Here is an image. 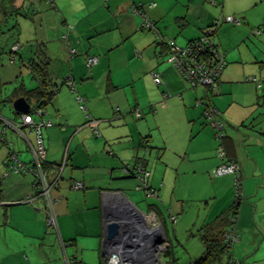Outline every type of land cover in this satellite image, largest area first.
<instances>
[{"label": "crops", "instance_id": "1", "mask_svg": "<svg viewBox=\"0 0 264 264\" xmlns=\"http://www.w3.org/2000/svg\"><path fill=\"white\" fill-rule=\"evenodd\" d=\"M1 4L0 26L5 28L0 34L15 36L11 46L19 42V51L28 49L24 55L30 81L25 76L17 80L20 67L11 68L10 78L17 83L2 98L0 116L21 122V112L12 103L38 86L30 63L44 59L47 87L55 90L43 114L53 122L41 130L45 159L57 163L66 154L67 164L50 189L56 233L47 227L44 198L35 197L33 173L16 172L5 161L13 152L16 164L30 163V144H35L36 135L31 127L21 126L23 138L0 120L5 129V141L0 140V264H68L66 258L70 264H105L104 216L122 209L128 213L130 232H138L132 224L140 219L150 229L162 226L168 246L164 224L178 220L183 207L167 203L165 176L156 163L149 170L147 154L193 155L205 175L224 161L236 162L243 197L230 211L236 200L233 174L209 180L219 191L214 192L212 206L223 200L214 215L228 216L231 226L226 229L235 228L239 235L230 247L236 261L264 264V0H5ZM136 10L145 13L158 32L144 28ZM227 15L239 23L224 22L215 29L216 47L226 61L219 84L215 89L193 88L167 62L166 45L157 34L185 46L217 17ZM18 52L11 62L17 56L22 60ZM87 56L97 57V62L87 66ZM152 73L159 74L160 84ZM68 77L74 89L65 82ZM79 95L85 98V109ZM35 102L30 100L32 106ZM210 105L218 109L226 128L222 139L205 117ZM92 122L98 133L91 129ZM219 148L226 158L218 154ZM140 163L149 171L147 188L157 190L146 209L140 198L147 194L124 170ZM74 181L82 182L83 188H73Z\"/></svg>", "mask_w": 264, "mask_h": 264}, {"label": "built area", "instance_id": "2", "mask_svg": "<svg viewBox=\"0 0 264 264\" xmlns=\"http://www.w3.org/2000/svg\"><path fill=\"white\" fill-rule=\"evenodd\" d=\"M52 3L53 0H47ZM106 1V0H105ZM150 6H154L155 3L151 2ZM135 12H139L136 10ZM142 16V25L146 29H155L154 22L148 18L142 11L139 12ZM213 22H226V23H239V19L233 15L219 16ZM158 41L162 42L167 47V62L175 66L178 72L181 74L183 79H185L191 87L197 86H209L211 89H215L219 84V77L225 65V59L221 52L217 49L215 45L214 38L211 36L209 31L203 33L200 37L190 41L185 46H179L175 43L172 38L168 36H162L157 34ZM20 43L16 42L11 46L12 55L10 60H15L16 52L19 51ZM97 62V57L87 56V66H91ZM152 77L155 83L160 84L161 79L158 73H152ZM253 81H257L256 78H251ZM71 88L74 89L73 80L68 77L65 81ZM167 93L163 94L165 98ZM78 101L81 103V107L85 109V98L83 96H78ZM46 113V109L40 105H33L29 112H21V122L19 124L5 119L0 116L3 124L9 125L14 130L21 132V126H29L36 133L35 144H30V149L33 155V160L31 163L27 164H16L17 156L13 152L10 157L5 161L7 164H11V168L16 172H32L35 176L34 186L39 190L40 195L45 200V207L43 208V213L45 216L47 227L50 231L58 232L57 217L54 211V200L50 195V189L59 181L61 173L67 164V155L63 157L60 164L52 165L50 168H44L45 162V148L43 145V139L41 130L43 127H49L53 125L50 119H44L43 114ZM205 115L209 120V123L216 129V136L221 138L225 135L223 123L219 119L220 112L215 108L209 106L207 108ZM136 116L140 117V112L136 111ZM38 117V118H36ZM91 129L96 131V125L94 122L91 123ZM5 129L0 127V140L5 141ZM25 137V135H23ZM26 138V137H25ZM218 154L226 158V154L222 148L218 149ZM134 169L130 170L127 166L124 167L125 172H130L139 180V188H147V177L149 171L140 163L136 164ZM214 174L217 176L225 174H233L234 176V186H235V202L238 203L243 197L242 192V182L239 175V166L236 162L228 160L220 164L215 170ZM73 188L81 189L83 188V183L80 181L73 182ZM149 189V188H148ZM150 194L156 195V190L150 188L148 190ZM32 200V198H29ZM226 244L232 246V244L239 239V235L236 233L235 228H230L225 235ZM167 245L161 243L157 246V257L159 253L167 250ZM113 248V249H112ZM139 248V247H138ZM109 249V250H108ZM105 253V264H162L156 260L154 255L151 254L150 250L145 246L140 249L139 252H135L133 255H126L120 249L110 246ZM159 252V253H158ZM134 255H138V259L135 261L131 259V256L135 258ZM65 261L69 263L66 258Z\"/></svg>", "mask_w": 264, "mask_h": 264}, {"label": "rangeland", "instance_id": "3", "mask_svg": "<svg viewBox=\"0 0 264 264\" xmlns=\"http://www.w3.org/2000/svg\"><path fill=\"white\" fill-rule=\"evenodd\" d=\"M4 1L0 0L1 5H3ZM2 27L5 28V26ZM2 27L0 26V29ZM13 37L15 36L12 35L8 38L0 34V109L3 104L1 103L2 98L7 95L6 91L9 93V90L17 83L16 79L10 78L13 72V69L11 71L12 67H20V76L17 77V80L25 76L24 79L27 82L30 81L27 78L28 75H26V60L28 58L24 55L28 49L24 53L18 52L23 61L18 56L16 62L10 61ZM31 57L33 58V55ZM224 131H226L225 126ZM214 133L216 135V129ZM190 156L192 158H189ZM190 156L186 154H152L150 157L147 154L145 157L143 155L150 162L149 170H151L155 163L162 170L159 173L165 176L164 189H166V195L164 197L167 203L171 201V205L177 207L182 205L183 207V212L180 214L178 220H174L173 222L169 220L164 224L165 235L168 237V249L160 253L162 264H172L173 259H175V263L177 264H188L191 260L202 256L206 251L205 240H212L215 236L220 235L221 229H226L230 223L228 216L216 218L214 215L217 211H220V207L223 204L221 198L215 202V204L218 203L215 207L212 206L214 192L218 191V189L217 185L209 182V180H216L224 175L217 176L208 171L207 173L205 172L206 176L201 172L199 166H196L197 161L193 158L195 156ZM137 189L144 191L148 196L146 197L142 194L140 198V203L146 209V204L154 201L150 196H156L157 190L156 195H153L148 191L150 188L143 189L139 188L138 185ZM206 203L209 205H206ZM209 211H211L210 215L207 217L208 220L205 221L207 218L204 215ZM173 216L176 219L177 216L175 214ZM232 252V249L224 252L221 258L213 264H253L249 259H245L246 261H236L233 258Z\"/></svg>", "mask_w": 264, "mask_h": 264}, {"label": "water", "instance_id": "4", "mask_svg": "<svg viewBox=\"0 0 264 264\" xmlns=\"http://www.w3.org/2000/svg\"><path fill=\"white\" fill-rule=\"evenodd\" d=\"M152 30H154L155 32H158L156 26H155V29H152ZM258 32H260V31L258 30ZM223 57H224V55H223ZM36 104H39V103L35 102L34 105H36ZM12 106H13V109L17 112H29L31 107H32L30 101L27 98H25L24 96H20V97L16 98L13 101ZM43 107L46 109V106H43ZM211 107H213V106H211ZM215 109L218 110L217 108H215ZM206 110L204 111V114H205ZM23 138H25V137L23 136ZM17 160H18V158H17ZM32 160H33V155H32ZM135 165L136 164L131 166L130 164H128L127 167L130 170H132V169H134L133 167ZM127 214H128L127 211L126 210L123 211V209L119 210V211L117 210V211L109 212V213L105 214V216H104V221H105L104 238H103L104 247L107 249L110 246H114V247L120 249L122 252H124L126 255H128L130 257V255H133L132 250L134 252H139L141 248L146 246L150 250L151 254L154 255L155 259L156 260L158 259V262L162 263L160 258H158L156 255L157 246L165 241V237L163 235L162 228H161L162 226L154 227V228L150 229L147 226H144L143 221L140 219L138 221V224H136V225L132 224L134 229H138V232L132 233L123 227V226H125V224H128L127 221H129V220H127ZM106 245H107V247H106ZM226 246H228V245L226 244ZM105 248H104V250H105L104 252L106 253ZM131 259H133V256H131Z\"/></svg>", "mask_w": 264, "mask_h": 264}, {"label": "trees", "instance_id": "5", "mask_svg": "<svg viewBox=\"0 0 264 264\" xmlns=\"http://www.w3.org/2000/svg\"><path fill=\"white\" fill-rule=\"evenodd\" d=\"M219 25H220V23L213 22L203 33H206L207 31H209L211 36L214 38L215 29ZM193 40H191V41H193ZM11 54H12V51H11ZM44 61L45 60L43 59L42 61H32L30 63L31 68L34 69L33 71L35 73L36 79L39 80V84L37 87L30 89V90H27L25 92V95H26L25 98H27L29 101L31 99H35L36 102H38L40 105L46 106L51 101V99L55 93V90L54 89H48V87H47L48 86V80L45 77L47 72H46V63ZM201 87H206V88L210 89L209 86H201ZM207 108H209V106ZM205 117H206V115H205ZM206 119H207V117H206ZM208 122H209V120H208ZM224 137H225V135L223 137H221L220 139H222ZM56 164H60V162L48 163L45 160L43 167L44 168H50V167H52V165H56ZM149 188H152V187H149ZM36 192L37 193H36L35 197H41L38 189ZM237 205H238V203H236V202L233 203L230 211H233ZM154 207H155V205H152V204H149V206H148V208L151 210H154L155 209ZM219 217L222 218V215ZM229 229L230 228L221 229L220 235L215 236L212 240L206 239L205 240L206 251L203 253L202 256L191 260L188 264H213L216 262V260H219L221 258V255L224 252L230 251L231 246L230 245L226 246V239H225V235ZM172 264H177V263H175V259H173Z\"/></svg>", "mask_w": 264, "mask_h": 264}, {"label": "bare ground", "instance_id": "6", "mask_svg": "<svg viewBox=\"0 0 264 264\" xmlns=\"http://www.w3.org/2000/svg\"><path fill=\"white\" fill-rule=\"evenodd\" d=\"M125 229H127V230H129L130 231V228H128L127 226H126V224H125V226H123ZM159 253V252H158ZM160 254V253H159ZM137 258H133L132 260H136Z\"/></svg>", "mask_w": 264, "mask_h": 264}, {"label": "flooded vegetation", "instance_id": "7", "mask_svg": "<svg viewBox=\"0 0 264 264\" xmlns=\"http://www.w3.org/2000/svg\"><path fill=\"white\" fill-rule=\"evenodd\" d=\"M165 243V242H164Z\"/></svg>", "mask_w": 264, "mask_h": 264}]
</instances>
